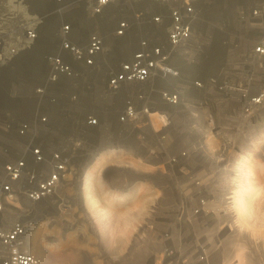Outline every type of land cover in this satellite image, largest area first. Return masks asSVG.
<instances>
[{
	"label": "built area",
	"instance_id": "1",
	"mask_svg": "<svg viewBox=\"0 0 264 264\" xmlns=\"http://www.w3.org/2000/svg\"><path fill=\"white\" fill-rule=\"evenodd\" d=\"M260 108L264 0H0V264H41L34 231L102 150L202 172L209 134ZM181 243L178 264L221 247Z\"/></svg>",
	"mask_w": 264,
	"mask_h": 264
},
{
	"label": "rangeland",
	"instance_id": "2",
	"mask_svg": "<svg viewBox=\"0 0 264 264\" xmlns=\"http://www.w3.org/2000/svg\"><path fill=\"white\" fill-rule=\"evenodd\" d=\"M30 63L19 79L28 77ZM209 135L202 172L163 170L157 165L162 159L133 163L125 152L108 156L102 150L79 184L60 191L56 221L39 222L34 253L43 256L42 264H178L187 253L181 242L188 239L220 243L214 264H264V108ZM242 181L250 215L240 222L234 195ZM201 200L208 228L186 216ZM163 232L174 249L168 256Z\"/></svg>",
	"mask_w": 264,
	"mask_h": 264
},
{
	"label": "bare ground",
	"instance_id": "3",
	"mask_svg": "<svg viewBox=\"0 0 264 264\" xmlns=\"http://www.w3.org/2000/svg\"><path fill=\"white\" fill-rule=\"evenodd\" d=\"M88 184H89V181H87V184H86L87 186H85V188H86V192H85L86 195H89V190H88L89 186H88ZM192 188L195 189L196 191L199 190V188L198 187H195V186H192ZM245 188H246V185L242 181V187L240 188V192H238V193H236L234 195V204H235V206L237 208V211H238V214H239V217H240L239 220H241L240 222L245 221L247 215L250 213V208H249L250 206H248V203L246 202V198H245ZM199 194H200V192H196L195 193V196H197ZM199 196H200L199 199H204L201 195H199ZM205 205H206V201H204L203 203H201L200 201H198L196 203V207L199 209V211L195 214V217L193 216L194 217V219H192L193 222H195V220L197 221L198 219H201L202 217H204L208 213V210L206 209V206ZM34 247L36 248L37 245L34 246V242H32V251L34 250ZM38 256H39L38 258L40 259V262L43 261V256L42 255H38ZM41 264H42V262H41Z\"/></svg>",
	"mask_w": 264,
	"mask_h": 264
},
{
	"label": "crops",
	"instance_id": "4",
	"mask_svg": "<svg viewBox=\"0 0 264 264\" xmlns=\"http://www.w3.org/2000/svg\"><path fill=\"white\" fill-rule=\"evenodd\" d=\"M209 141H211V139H209ZM42 262V261H41Z\"/></svg>",
	"mask_w": 264,
	"mask_h": 264
}]
</instances>
